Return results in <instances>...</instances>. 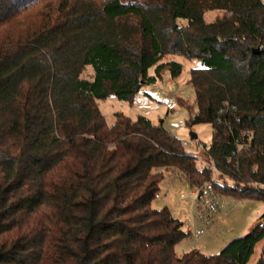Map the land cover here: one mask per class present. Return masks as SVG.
I'll use <instances>...</instances> for the list:
<instances>
[{
	"label": "trees",
	"instance_id": "16d2710c",
	"mask_svg": "<svg viewBox=\"0 0 264 264\" xmlns=\"http://www.w3.org/2000/svg\"><path fill=\"white\" fill-rule=\"evenodd\" d=\"M166 55L199 61L188 124H211L222 182L161 124L99 108L177 77ZM169 169L198 199L264 202V0H0V264H247L264 213L218 253H175L183 222L151 207Z\"/></svg>",
	"mask_w": 264,
	"mask_h": 264
},
{
	"label": "rangeland",
	"instance_id": "374dc122",
	"mask_svg": "<svg viewBox=\"0 0 264 264\" xmlns=\"http://www.w3.org/2000/svg\"><path fill=\"white\" fill-rule=\"evenodd\" d=\"M222 14L221 10H209L205 12L204 17L210 21ZM169 60L182 63L181 73L177 77L172 78L169 71L164 70L155 83L143 85L131 100H120L111 95L98 101L99 108L109 125L114 122L115 112L123 113L131 119L141 115L153 124H161L170 134L188 143L186 147L197 157L196 164L199 168L211 167V178L222 182L218 171L205 155V149L212 139L211 124H188L190 117L197 111L194 89L189 81L190 69L199 66V61L180 55H166L163 58V61ZM148 73L154 74L152 67ZM81 77H92L90 66L83 69ZM188 104L192 105L190 111ZM191 132L196 133V139L190 138ZM198 144H204L205 147L196 149ZM159 186L160 190L151 201V207H167L175 218L183 222V230L188 233L175 244L177 255L193 249L207 255L218 253L232 239L246 234L252 226L260 222L264 213V202L260 200H239L208 193L198 199L199 189L191 187L175 169L164 172ZM192 192H195V197ZM263 244L264 239L257 243L255 252L247 264H255Z\"/></svg>",
	"mask_w": 264,
	"mask_h": 264
},
{
	"label": "built area",
	"instance_id": "2783aa9c",
	"mask_svg": "<svg viewBox=\"0 0 264 264\" xmlns=\"http://www.w3.org/2000/svg\"><path fill=\"white\" fill-rule=\"evenodd\" d=\"M188 143H186V142H182V145H183V147H184V149H186L188 152H191L189 149H187V147H186V145H187ZM205 147V145L204 144H198L197 146H196V149H199V148H204ZM214 168V167H213ZM215 169V168H214ZM195 189V188H194ZM196 191V190H195ZM192 195H193V197H195V192H192Z\"/></svg>",
	"mask_w": 264,
	"mask_h": 264
},
{
	"label": "water",
	"instance_id": "95a60500",
	"mask_svg": "<svg viewBox=\"0 0 264 264\" xmlns=\"http://www.w3.org/2000/svg\"><path fill=\"white\" fill-rule=\"evenodd\" d=\"M254 52H259V47L255 48V49H254ZM196 137H197L196 133H193V132L190 133V138H191V139H196ZM200 194H201V191H199L198 196H199Z\"/></svg>",
	"mask_w": 264,
	"mask_h": 264
},
{
	"label": "crops",
	"instance_id": "0c3cea01",
	"mask_svg": "<svg viewBox=\"0 0 264 264\" xmlns=\"http://www.w3.org/2000/svg\"><path fill=\"white\" fill-rule=\"evenodd\" d=\"M252 227H253V226H252ZM252 227H251V228H252Z\"/></svg>",
	"mask_w": 264,
	"mask_h": 264
}]
</instances>
